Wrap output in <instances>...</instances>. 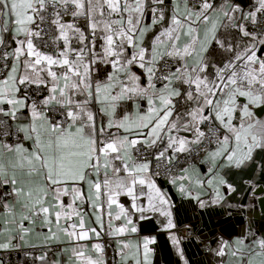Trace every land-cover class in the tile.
<instances>
[{"label":"snow or ice","instance_id":"6c2138e0","mask_svg":"<svg viewBox=\"0 0 264 264\" xmlns=\"http://www.w3.org/2000/svg\"><path fill=\"white\" fill-rule=\"evenodd\" d=\"M261 53L264 0H0V235L39 225L74 264H107L96 241L136 233V214L176 227L154 176L203 152L206 173L188 163L169 182L201 211L244 209L241 235L205 246L214 264H264V223L257 234L254 205L229 202L227 178L264 152ZM154 242L117 239L119 264H151Z\"/></svg>","mask_w":264,"mask_h":264},{"label":"crops","instance_id":"0c3cea01","mask_svg":"<svg viewBox=\"0 0 264 264\" xmlns=\"http://www.w3.org/2000/svg\"><path fill=\"white\" fill-rule=\"evenodd\" d=\"M235 3H239L244 10H248L250 5L254 2V0H234ZM217 3H219V0H217ZM150 22V21H149ZM264 55V53H261ZM258 113L261 114V117L264 118V112L261 111V109H256ZM187 135V134H185ZM204 155V153H203ZM203 155L201 159L203 158ZM264 163V152H261L260 150H257L254 154V161L250 164V166L246 169L236 171L234 170L227 178L230 183H232L236 187V192L233 193L229 197V202L232 204H240L245 202L247 200L246 195L249 194L248 200L253 199L251 194H254L256 192L258 195H256V199L264 198V170L258 171L259 166ZM196 167L200 168L202 172L206 173L207 166L204 164H197ZM191 171V170H190ZM180 175H184L180 170L174 175L175 177H179ZM157 186L161 188L163 192L167 194L171 201V212H172V219L174 224L176 225L175 228L165 231L162 228V225L160 223H157V219L160 221L166 222L164 217H159L158 214L155 215V218L150 220H139V215L136 214L133 218L137 223V232L136 233H126L123 236L120 237H109L107 234H102V236H105L114 246V249H117V239L121 241V243H131L133 245L140 243H143L144 237H150L154 239V243L150 244L149 247L152 250L151 251V264H184V261L180 259V256L177 253L176 248L172 245L171 240L169 239L170 234H174L178 237L179 242L185 241L189 233L186 232L189 227H185L186 225H181L180 227L177 226L176 223V217H181V214L179 212L178 206L182 205L183 209L188 210L191 208L198 209L194 201H190L187 199H182L181 196L178 194L177 187H174L170 182L169 179L167 181H159L154 177ZM245 181H251V183H245ZM180 183L187 184V180L180 181L177 180V186ZM255 189V191H253ZM145 191H147L145 189ZM172 192L176 199L177 203L175 204L172 201V198L169 194V192ZM255 196V195H253ZM119 202L122 203L126 208H129L131 206V202L128 197L126 196H120ZM146 199L141 200V203H146ZM219 209V208H217ZM113 213L115 214L118 210L113 206ZM90 215V213H89ZM149 216H153V214L149 213ZM86 218V222H87ZM105 227H107V221L108 217L105 215ZM63 223V222H62ZM115 226H120L124 223V221L121 220H114L113 221ZM92 226H95V221L92 219L91 221ZM245 226V225H243ZM53 230L55 231V227L53 226ZM244 231V227L240 228V226L237 228V234L231 235L229 237H224L226 240H233L237 236L241 235ZM40 232H43L44 234H47V228L41 229L39 225L36 227V231H33L25 236V239L21 241L18 237L12 239L9 241L8 234L4 233L0 235V244L9 243L10 246L8 248H0L1 251H6L11 248H17L15 245H18V247H33V246H41V245H58L60 248L57 252L49 253L48 255L44 256L45 260L42 262L40 261L39 264H55L56 261H59V264H74V260L71 259V244H69L68 238L61 234V243L48 240L46 241L42 235H39ZM257 234H259V231H257ZM15 236V234H13ZM101 236V237H102ZM219 234L216 235V238L214 243L210 245L209 241H204L202 243V249L204 250L203 246L208 244L211 248H216L217 243L216 241L219 238ZM93 241H95V237H93ZM89 241L88 246L91 247V242ZM98 242V241H96ZM180 245V244H179ZM65 249H68V251H65ZM135 249H133L134 251ZM204 252L207 254L208 259L210 260L211 264H214V261L219 260V257L213 256V254L208 251L207 249L204 250ZM119 257L117 256V264H119ZM143 259L142 255V249H141V260ZM128 264H133L131 260L128 261Z\"/></svg>","mask_w":264,"mask_h":264},{"label":"water","instance_id":"95a60500","mask_svg":"<svg viewBox=\"0 0 264 264\" xmlns=\"http://www.w3.org/2000/svg\"><path fill=\"white\" fill-rule=\"evenodd\" d=\"M169 194L172 201L176 204L175 195L171 191ZM251 195L253 199L248 200L249 194H247V200L243 204L254 205V224L257 231H259L261 224L264 223V218L260 216L261 210L264 209V198L256 199V195H258L256 192ZM178 209L181 217H176L177 226L187 225L189 227L186 231L189 233L188 238L179 245L183 252L184 260L188 264H211L207 254L202 249V243L209 241L210 245H212L217 234L229 237L237 234L239 226L242 228L246 224L245 217L241 214L244 209H230L229 211L233 213L231 216H228L223 209L201 211L200 209L191 208L185 210L182 205H179ZM248 211L251 213L253 210L248 209Z\"/></svg>","mask_w":264,"mask_h":264},{"label":"built area","instance_id":"2783aa9c","mask_svg":"<svg viewBox=\"0 0 264 264\" xmlns=\"http://www.w3.org/2000/svg\"><path fill=\"white\" fill-rule=\"evenodd\" d=\"M203 155V152L200 153V159ZM181 159L186 161V163H181L178 166L172 168L171 173L169 174L166 169H161V174L159 176H154L159 181H167L170 177L174 176L182 167L188 165V163L199 164L200 159L196 158V153L193 152L191 157L182 156ZM155 171V168H153ZM3 192L0 191V195ZM104 246V257L106 259L107 264H113L114 260L117 262L116 250L112 243L105 237L102 236L98 241ZM208 245V244H206ZM203 246L204 250L207 248ZM209 246V245H208ZM58 245H41V246H33V247H17L11 248L6 251L0 252V264H39L40 260L37 259L41 256H46L49 253L57 252L59 250Z\"/></svg>","mask_w":264,"mask_h":264}]
</instances>
